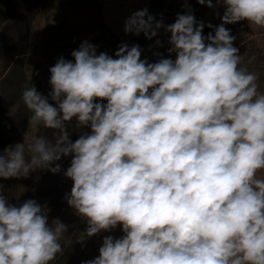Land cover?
Here are the masks:
<instances>
[{
	"label": "clouds",
	"instance_id": "1",
	"mask_svg": "<svg viewBox=\"0 0 264 264\" xmlns=\"http://www.w3.org/2000/svg\"><path fill=\"white\" fill-rule=\"evenodd\" d=\"M196 2L223 6L221 23L204 35L213 25L177 14L164 27L168 58L149 63L126 43L114 58L85 40L49 68L48 96L25 87L30 122L54 142L33 136L0 150V264H50L62 253L69 226L49 222L47 203H10L2 181L60 173L69 156L65 201L86 223L79 241L118 225L123 233L83 264H264V93L225 27L264 28V0ZM162 26L142 9L124 32L152 39ZM73 121L88 129L75 141Z\"/></svg>",
	"mask_w": 264,
	"mask_h": 264
},
{
	"label": "trees",
	"instance_id": "2",
	"mask_svg": "<svg viewBox=\"0 0 264 264\" xmlns=\"http://www.w3.org/2000/svg\"><path fill=\"white\" fill-rule=\"evenodd\" d=\"M40 0H0V20L2 26V77L0 79V150L10 145L31 141L33 136H44L54 142L53 130L33 129L28 134V109L23 104L21 96L27 87L24 74V60L29 49V34L34 19L38 15ZM97 5V1L93 0ZM186 12L192 14L197 22H201L209 7L201 5L196 0H183ZM219 14L214 21L205 23L213 25V28L205 27L203 34L214 31V27L221 23ZM237 29L233 24L225 25L235 36L233 46L238 48V54L242 61L240 67L257 75L258 91L264 93V58L258 57L262 51H253L255 41L264 36V28L249 26ZM108 40L115 42L114 36L107 31ZM66 60H73L71 55L61 56ZM60 57V58H61ZM175 59V54L173 53ZM106 103V101H105ZM75 121L67 125L70 132V140L75 141L81 131L88 129L74 127ZM29 136L25 141V137ZM71 157H62L59 163L61 172L53 174L47 170H37L27 178H13L2 181L3 195L10 203L18 204L28 199H35L40 204L47 203L50 208L49 222L59 217L65 210V195L70 193L72 181L63 175V171L70 165ZM112 235L119 238L123 235L118 225L116 229L108 232L101 231L97 235L79 241L74 239L68 244L64 252L57 260V264H83L99 255L98 249L102 245L103 238Z\"/></svg>",
	"mask_w": 264,
	"mask_h": 264
},
{
	"label": "crops",
	"instance_id": "3",
	"mask_svg": "<svg viewBox=\"0 0 264 264\" xmlns=\"http://www.w3.org/2000/svg\"><path fill=\"white\" fill-rule=\"evenodd\" d=\"M96 1L98 5L93 0L39 1V11L29 34V49L23 65L27 86H35L38 92L48 96L51 90L48 83L49 68L61 56L71 55L85 40L96 46L97 54L105 52L114 57L118 47L126 43L129 47L138 45L141 59L149 63L161 57H169L170 33L164 27L174 23L177 14L186 13L183 0ZM142 9H147L155 20L162 21L163 26L152 39H146L143 33L134 35L124 32L126 19ZM223 10V6L217 5L211 12L204 14L201 22L205 24L214 21ZM107 31L114 36L115 42L108 40ZM157 40L160 41L159 46L155 43ZM171 58L174 59L173 54ZM49 103H53L50 98ZM31 115L28 110V127L41 128L42 124L33 125L30 122Z\"/></svg>",
	"mask_w": 264,
	"mask_h": 264
},
{
	"label": "rangeland",
	"instance_id": "4",
	"mask_svg": "<svg viewBox=\"0 0 264 264\" xmlns=\"http://www.w3.org/2000/svg\"><path fill=\"white\" fill-rule=\"evenodd\" d=\"M213 8H209L208 12H211ZM224 11V10H223ZM223 11L221 13V15L223 14ZM237 29H241L246 27L245 22L244 21H240L237 22L235 24H233ZM2 26H3V22L0 20V79L2 77V70H3V66H2V60H3V44H2ZM42 29V28H40ZM32 30V27H31ZM40 32V31H39ZM256 43L253 46V51H262V49L264 48V36H260L256 41ZM258 57H262L264 58V52L262 51V53L258 54ZM43 128V126L41 127ZM39 128V129H41ZM33 129H30L28 127V134L31 135V131ZM25 137V141L28 140L29 136ZM258 177L260 178H264V170H261L257 173ZM62 222L66 223L69 227L67 232H65L64 234H62L61 238H60V244L62 246V253L64 252V250L66 249V247L68 246V244L74 239V237H78L80 238L82 235V232L84 231L85 227H86V223L77 215H75L73 209H71L67 203L65 204V210L64 212L58 217ZM62 253L57 254L56 258L50 262V264H57V260L58 258L61 256Z\"/></svg>",
	"mask_w": 264,
	"mask_h": 264
}]
</instances>
